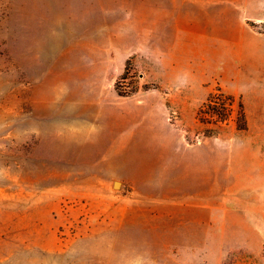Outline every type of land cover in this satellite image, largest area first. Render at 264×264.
<instances>
[{
    "label": "rangeland",
    "instance_id": "1",
    "mask_svg": "<svg viewBox=\"0 0 264 264\" xmlns=\"http://www.w3.org/2000/svg\"><path fill=\"white\" fill-rule=\"evenodd\" d=\"M242 5L0 0V264H264Z\"/></svg>",
    "mask_w": 264,
    "mask_h": 264
},
{
    "label": "crops",
    "instance_id": "2",
    "mask_svg": "<svg viewBox=\"0 0 264 264\" xmlns=\"http://www.w3.org/2000/svg\"><path fill=\"white\" fill-rule=\"evenodd\" d=\"M241 1L244 3L242 6L246 25L239 33L228 34L226 40L230 44H240L244 51L241 62L248 73L246 85L241 87V95L245 109H264V106L259 104L260 99L264 97V0ZM249 21L257 22L263 26L262 29H256ZM196 208L201 207L197 205Z\"/></svg>",
    "mask_w": 264,
    "mask_h": 264
},
{
    "label": "trees",
    "instance_id": "3",
    "mask_svg": "<svg viewBox=\"0 0 264 264\" xmlns=\"http://www.w3.org/2000/svg\"><path fill=\"white\" fill-rule=\"evenodd\" d=\"M254 25V22H249ZM234 97L226 96L220 89H217L206 102V105L199 109L198 116L202 121L225 123L233 112ZM238 127L240 129L248 128V118L244 103L240 101L238 109Z\"/></svg>",
    "mask_w": 264,
    "mask_h": 264
}]
</instances>
